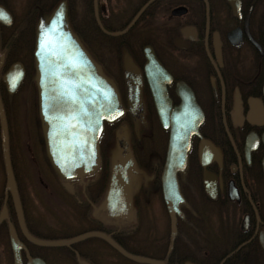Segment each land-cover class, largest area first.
Returning <instances> with one entry per match:
<instances>
[{
    "label": "flooded vegetation",
    "instance_id": "af4514ba",
    "mask_svg": "<svg viewBox=\"0 0 264 264\" xmlns=\"http://www.w3.org/2000/svg\"><path fill=\"white\" fill-rule=\"evenodd\" d=\"M61 1L29 0L16 9L14 0H0V96L23 213L21 222L7 189L2 153L0 264H16L12 234L24 245L22 264H28L29 256L46 264H119L109 250L125 256L108 239L131 252L144 246L136 237L144 204L147 254L140 253L158 262L147 264H264V0H65L73 33L101 71L107 70L103 56L114 52L118 78L106 72L119 91L126 85V56L142 73L147 165L135 149L144 126L137 135L130 132V143L137 165L146 174L132 182L134 212L123 217L109 215L104 205L117 131L99 139L102 165L95 175L62 179L47 155L35 31L40 15L50 16ZM153 56L164 71L153 67ZM16 65L23 76L15 88L4 76ZM186 92L200 108L193 118L200 120L202 113L203 119L192 135L185 167L176 165L183 200L173 233L163 178L170 129L161 124L157 99L162 100L166 118L173 121ZM30 103L38 150L57 183L48 182L38 165L27 172L18 164L16 149L24 139V133L19 137L21 125L29 118L23 109ZM24 224L28 233L43 240H71L90 232L103 236L46 246L32 242Z\"/></svg>",
    "mask_w": 264,
    "mask_h": 264
},
{
    "label": "water",
    "instance_id": "95a60500",
    "mask_svg": "<svg viewBox=\"0 0 264 264\" xmlns=\"http://www.w3.org/2000/svg\"><path fill=\"white\" fill-rule=\"evenodd\" d=\"M4 12H6L5 9ZM6 14L8 13L6 12ZM34 55L47 153L53 167L62 178L82 177L98 168L100 164L98 142L105 121L113 122L128 111L136 123V131H138V122L146 124L140 69L132 58L128 56L124 58L128 105L126 108L121 102L114 82L99 69L73 33L67 16L65 0L57 5L50 16L40 15L36 27ZM150 59L155 69L163 70L154 56ZM22 76L23 72L20 71V66L16 65L4 78L9 84L13 82V86L16 88ZM145 76L147 78V63ZM156 89L157 87L154 88V91L159 95L160 91ZM186 94L183 103L175 110L176 119L173 121L166 118L162 100L160 97L157 99L161 124L165 129H170L167 163L163 178L164 194L172 217L173 233L176 231L175 215L176 212H179L178 206L183 200L177 183L176 165L180 163V169L185 167L192 135L198 133L203 119L202 113L200 120L193 118L192 113L199 115L200 108L191 98L192 95L187 92ZM190 98L193 105L189 104ZM0 125L7 189L13 195L22 222L23 213L11 165L8 126L1 97ZM116 148L117 153L111 163L110 189L104 205L108 206L109 215L123 217L133 214L132 182L138 179L142 173L137 168L133 157L129 129L126 124L117 132ZM23 228L27 237L40 245H64L90 235L103 236L99 232H90L71 240H43L28 233L25 224ZM108 240L119 252L132 260L158 263L147 256L126 251L110 238ZM12 241L16 264H22L21 248L24 245L16 239L14 234H12ZM28 264L46 263L42 259L29 256ZM82 264L89 263L83 262Z\"/></svg>",
    "mask_w": 264,
    "mask_h": 264
},
{
    "label": "rangeland",
    "instance_id": "374dc122",
    "mask_svg": "<svg viewBox=\"0 0 264 264\" xmlns=\"http://www.w3.org/2000/svg\"><path fill=\"white\" fill-rule=\"evenodd\" d=\"M29 0H14V7L16 9L20 8L21 6H25L26 3H28ZM106 50V48H105ZM109 54H112L113 56L109 57V56H103L102 61L104 62L105 67L107 68V72H109L110 74L114 75L116 78H118V73H117V69L119 66V62H116V57L114 56V52H111ZM105 69V68H104ZM121 79V77H120ZM125 90V89H124ZM23 99V96L19 97V99ZM19 101V100H18ZM19 109H22V104L20 102V106L18 107ZM31 103L30 104H26V106H24L23 111L28 115L29 118L28 120H23L22 125H21V130L22 132H20L19 137H21L22 133H24V139L22 140V146L20 149H16L19 153H20V160L18 161V164H21L22 168H20L22 171H27V172H32L33 170V166L38 165V167L40 169H42L43 171V177H45L48 182H50L51 180H54V183H57L56 178L52 177V175L50 174V172L47 169V164L45 162V160L42 158L40 151L38 150L39 146H38V142H39V137L36 135L35 130L32 127V114H33V107L31 108ZM29 130L31 131L30 133L26 134V131ZM32 130H34L32 132ZM131 131H133V125H132V129ZM140 138H141V143L136 145V149H137V153L140 156V160L141 162H143L144 164L147 165V126H145L144 128L140 129ZM108 137V136H107ZM2 156V149H1V143H0V178H4L3 177V161H1V157ZM144 156V158H143ZM141 165V164H140ZM142 169V168H140ZM143 170V169H142ZM144 204L142 206V211H143V215H142V225L140 227V231L137 233L136 237L138 238V240H140L141 242L144 241V246H142L140 249H133L134 252H142V253H146L147 254V207ZM62 211V210H61ZM64 212V211H63ZM62 212V215H63ZM60 218V216H57ZM68 217V216H67ZM56 234H62L64 233L63 230H56L55 231ZM143 244V242H142ZM112 257L116 258L118 261H120L123 264H142L141 262H137V261H133L131 259L122 257L121 255H119L118 253H116L115 251L109 250ZM144 251V252H143ZM119 263V264H121Z\"/></svg>",
    "mask_w": 264,
    "mask_h": 264
},
{
    "label": "trees",
    "instance_id": "16d2710c",
    "mask_svg": "<svg viewBox=\"0 0 264 264\" xmlns=\"http://www.w3.org/2000/svg\"><path fill=\"white\" fill-rule=\"evenodd\" d=\"M121 94H122V98L124 100V103H126L125 99V92L124 91H121ZM122 123H128L129 125L132 124V121H131V117L129 115V113H127L123 118L119 119L118 121L114 122V123H106L105 124V129H104V134H103V138L107 137L109 133L111 132H114L117 128L120 127V125ZM144 128V127H142ZM136 149V147H135ZM104 166H106V170L107 169V165L104 163ZM103 166L104 170H105V167ZM102 177V176H101ZM107 176H103V178H105Z\"/></svg>",
    "mask_w": 264,
    "mask_h": 264
}]
</instances>
